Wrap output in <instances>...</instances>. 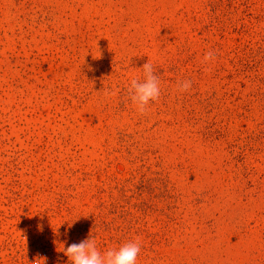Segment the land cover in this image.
I'll return each mask as SVG.
<instances>
[{"label":"rangeland","instance_id":"374dc122","mask_svg":"<svg viewBox=\"0 0 264 264\" xmlns=\"http://www.w3.org/2000/svg\"><path fill=\"white\" fill-rule=\"evenodd\" d=\"M89 236L264 264V0H0V264H72Z\"/></svg>","mask_w":264,"mask_h":264},{"label":"clouds","instance_id":"9594fccd","mask_svg":"<svg viewBox=\"0 0 264 264\" xmlns=\"http://www.w3.org/2000/svg\"><path fill=\"white\" fill-rule=\"evenodd\" d=\"M216 59L214 51H207L202 63L212 62ZM143 78H132L128 85V95L140 114L148 111L150 102L158 101L161 95L159 77L155 74L154 65L151 62L144 63ZM207 70V69H206ZM192 87L190 79L178 80L176 90L187 92ZM108 93H106L107 95ZM71 227V225H69ZM141 250L139 239L122 244L119 248H111L101 253L94 238H88L79 243H71L59 251L64 252L72 264H136Z\"/></svg>","mask_w":264,"mask_h":264}]
</instances>
